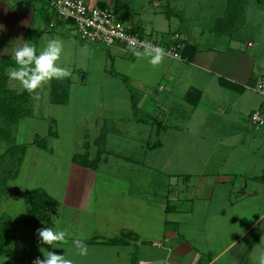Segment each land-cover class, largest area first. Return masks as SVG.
I'll use <instances>...</instances> for the list:
<instances>
[{
	"label": "crops",
	"instance_id": "obj_1",
	"mask_svg": "<svg viewBox=\"0 0 264 264\" xmlns=\"http://www.w3.org/2000/svg\"><path fill=\"white\" fill-rule=\"evenodd\" d=\"M87 1L110 6L128 27L142 25L163 47L179 37L189 48L184 49L183 59L166 55L153 67L124 46L108 48L77 35L73 39L70 35L77 29L72 22L74 28L65 21L54 28L46 25L41 15L46 0H0L4 25L0 73L3 58L13 56L34 28L41 32L39 52L49 39H61L58 64L82 74L78 81L60 80L67 88L66 103L53 101L55 79L47 95L35 103L31 96L27 117L41 120L47 136L53 119L59 130L50 148H34L38 154H62L69 161L65 167L53 166L66 175L62 191L56 185L59 177L52 173L42 179L37 175L39 184L25 190L26 208L33 190L43 189L55 198L58 205L52 219H59L60 227L72 233L56 248L41 243L44 247H40L37 241L38 246L61 255L67 250L74 264H259L264 256V125L255 128L251 115L256 110L264 114V97L254 89L264 75L262 13L251 14L244 0H222V9L212 21L207 15L191 19L186 7L173 11L171 0ZM161 14L166 19L160 22ZM176 16V28L169 30ZM252 27L255 40L243 35ZM10 67L14 66L4 69L8 88L24 92L9 79ZM98 68L101 73L94 77ZM223 79L240 89L223 85ZM76 90L90 97L78 102ZM118 91H123L125 101H117ZM151 98L157 104L144 109ZM93 101L96 106L89 108L87 103ZM139 115L161 121L160 133ZM232 125L244 127L243 132L229 129ZM69 126L73 130L66 139L63 127ZM102 134L105 153L98 166L77 163L78 153L89 150L92 159L97 156L96 141ZM36 135H41L40 130L34 132V140ZM158 140L160 146L154 147ZM123 147L130 149L129 155L116 149ZM26 220L27 210L21 220L23 236L14 227L19 238L16 260L26 259L18 252L27 234L37 236V229ZM81 234L89 237L86 257L76 254L73 243Z\"/></svg>",
	"mask_w": 264,
	"mask_h": 264
},
{
	"label": "trees",
	"instance_id": "obj_2",
	"mask_svg": "<svg viewBox=\"0 0 264 264\" xmlns=\"http://www.w3.org/2000/svg\"><path fill=\"white\" fill-rule=\"evenodd\" d=\"M106 6V5H102ZM168 13V11H167ZM41 15L44 23L48 26L51 25L54 15L53 10L49 5V1L46 0V4L43 5ZM54 28V27H51ZM132 33L145 35L146 32L143 26H131ZM40 31L30 28L27 31V42L36 47L39 54L38 44L40 38ZM189 48L186 43L185 50ZM184 50V52H185ZM183 52V54H184ZM7 65L15 66L13 56L4 57L2 60V69L0 73V147L2 142L6 144L5 150H0V202L3 194L5 193L6 186L10 177H16L20 173L22 163L29 149V144H18L15 141L14 132L22 118L31 115L30 101L31 96L27 91L18 93L8 88L7 76L4 69ZM222 84L233 88L240 89L237 85L221 80ZM65 84L60 80L55 81L53 85V101L56 103H66L68 99L67 88ZM135 109L137 105L133 102ZM138 113V110H137ZM139 114V113H138ZM140 119L145 122H150L156 126V131L159 134L162 123L156 117H150L145 115H139ZM59 130L56 121L53 119L49 129L48 137L53 139L58 137ZM39 148L48 149L49 144L46 138H42L41 135H36L33 142ZM99 146L97 156L92 159L89 154V150L85 153H78L74 156V160L87 167H96L102 160V155L105 153V136L102 134L96 141ZM160 141H156L154 147L158 146ZM87 149H89V143H86ZM8 158H10L8 160ZM27 223L35 229L42 227H54L52 219V211L57 207L58 201L53 198L47 191L43 189H36L31 191L27 196ZM15 228L10 216L0 214V256L13 253V244L17 241V236L14 234ZM115 240H111L114 242Z\"/></svg>",
	"mask_w": 264,
	"mask_h": 264
},
{
	"label": "rangeland",
	"instance_id": "obj_3",
	"mask_svg": "<svg viewBox=\"0 0 264 264\" xmlns=\"http://www.w3.org/2000/svg\"><path fill=\"white\" fill-rule=\"evenodd\" d=\"M165 1V0H163ZM157 2V1H156ZM200 2V3H199ZM244 7L246 9H248V11L251 14H254V12H260L262 13V18H264V0H244ZM214 4V5H211ZM151 6L150 3H146V8L148 9ZM171 6H172V10L173 11H179L181 10V8L186 7L188 8V15L189 17L191 16V19L194 15H207L206 17H209L208 20L212 21V18L215 17L216 15L219 14L220 10L222 9L221 7L223 6V2L222 0H171ZM163 15V14H161ZM166 16H160L159 21L161 22V20L163 21V19ZM178 17L176 16L175 18L172 19V25L167 26V28L173 29L175 30L176 25L173 23H177L178 21ZM192 21V20H191ZM69 24H71L69 22ZM71 26L74 28L73 24H71ZM256 28L252 27L251 30H244L243 31V35L244 37H247L249 39L255 40L254 39V33ZM72 32V34L70 35V37H72L73 39H77L76 35L78 36V33L75 31V34ZM79 37V36H78ZM71 80L73 81H78L79 79L82 78V74L81 72L78 70H76L75 72H73V69H71ZM101 70L98 68L97 72L94 75V77H97L98 75H100ZM100 78V77H99ZM94 81L90 80V84L93 86ZM51 84V81L46 84L45 86H43L42 88L39 89L40 93H39V97H42L43 94H48L47 88H49ZM97 85V84H95ZM110 94V93H109ZM87 97H90L89 94H86ZM86 95H81L78 90H76L74 96L75 99L78 100V102L83 103V99H85ZM118 95V100L117 101H125L124 99H122L124 97L123 95V91L119 92L116 94ZM157 97V96H156ZM77 100H75V104L77 102ZM37 101V99H34V103ZM89 100H87L86 102H88ZM157 100L151 98L148 100V103L146 104V108L144 107V109L148 110V106L151 108H153L157 102ZM97 101L94 103L90 102L89 104L87 103L89 108H94L96 106ZM74 107V105H73ZM82 108V107H81ZM80 108V109H81ZM79 109V110H80ZM75 111V110H74ZM41 112H47L44 109H42ZM40 115H42V113H39ZM73 121H75L72 118ZM66 122V121H65ZM46 125L41 121V120H35L33 118H28L26 117V119H24L22 122H20V124L17 126L16 131L14 132V136H15V141L16 143H24V144H29V149L27 151V154L24 158V161L22 163L21 166V170L20 173L18 174V176L16 177H10L8 180V184L6 186V190L4 194H7V197L1 200L0 202V214H6L5 216H10L12 218L13 221V226L16 227V229H18V236H23V232H22V228L24 225V222H22L21 220H24L25 218V214H26V210L27 208L25 207V190H27L28 188H33L36 184H39L37 182V180L35 179L38 175V177H40L42 179V177H46L48 176L50 173H52L53 175L57 177H59V181L56 183L57 187L62 191L61 186L64 183V180L66 178V175L64 172H60L58 171L57 168H54L53 166H58L61 165L60 167H65L67 164V162H69L67 160V158H63V155H54L51 156V154L45 153L43 151H40L41 154H38V150H36L34 148V144L32 143L34 140L33 134L35 131L40 130L41 133V137L42 138H46L48 140V144H49V148L52 146V140L51 138H49L46 135ZM123 128V127H122ZM127 128V127H126ZM126 128H124V130H126ZM229 129H234L237 131V133H239L240 131L243 132V128L242 126H235L232 125L230 127H228ZM73 130V127H63V136H65L66 139L69 138L70 136V131ZM77 129L74 128V131L76 132ZM246 133H251L254 134L253 130L249 129V128H245ZM126 132V131H125ZM132 144V143H131ZM237 144V143H236ZM127 145V144H126ZM129 145V143H128ZM127 145V146H128ZM36 146V145H35ZM160 146V144L158 145ZM157 146V147H158ZM2 152L5 150L6 148V144L4 142H2ZM0 147V150H1ZM125 147V145H124ZM121 148L117 150H119L120 152H122L121 154L124 155H129L130 152H126L130 149L126 148ZM63 148V146H62ZM10 158H8L9 160ZM119 163V162H116ZM232 162V166L234 168L237 167V165ZM114 165V164H111ZM52 168V169H51ZM56 169V170H53ZM63 169V168H62ZM65 170V169H63ZM52 175V176H53ZM127 178V177H126ZM182 182V180H177V182ZM3 194V195H4ZM15 234V232H14ZM16 235V234H15ZM28 236V237H27ZM26 238H24V240L22 239L23 237H21L22 244H21V248H19V252L20 254H24L26 259H22V260H16L15 258H13L14 253H15V244L17 241L13 244L12 248H13V253L12 254H6V255H2L0 256V264H32V261L36 258V257H40L41 259H43V253L40 251V247H44L42 246L40 243V247L38 246V237L36 235H33V238L27 234ZM34 239V240H33ZM46 250V248H44Z\"/></svg>",
	"mask_w": 264,
	"mask_h": 264
},
{
	"label": "clouds",
	"instance_id": "obj_4",
	"mask_svg": "<svg viewBox=\"0 0 264 264\" xmlns=\"http://www.w3.org/2000/svg\"><path fill=\"white\" fill-rule=\"evenodd\" d=\"M4 30V25L0 24V31ZM17 40H23L18 38ZM142 48V50H141ZM5 50V49H4ZM3 50V51H4ZM130 51L137 58H146L153 67L159 66L165 56L166 50L151 42H145L141 46H133ZM63 52V41L59 38H51L46 45L37 53L36 47L30 43L19 44L13 52L14 67L8 68L7 75L9 79L18 82L21 87L32 95L33 99H39L37 89L42 88L53 79L64 80L71 76V69L62 67L58 64ZM3 53V52H0ZM54 227H42L36 230L38 242L56 248V245L64 244L72 233L69 228H61V221L54 219ZM89 237L81 234L73 243L76 254L81 257L88 255L86 240ZM43 259L36 257L32 264H74L69 258V252L57 254L55 251H47L41 248ZM259 264H264V256L259 259Z\"/></svg>",
	"mask_w": 264,
	"mask_h": 264
},
{
	"label": "built area",
	"instance_id": "obj_5",
	"mask_svg": "<svg viewBox=\"0 0 264 264\" xmlns=\"http://www.w3.org/2000/svg\"><path fill=\"white\" fill-rule=\"evenodd\" d=\"M53 10L54 19L50 27H56L58 21L72 22L76 26L80 39L90 43H102L106 47L117 45L131 48L151 42L166 50V55L173 59H183L186 43L176 37L166 47L150 35L132 33L130 27L119 19L117 13L110 6L90 5L87 0H48ZM142 50V48H141ZM254 89L264 97V75L255 83ZM255 128L264 125V114L256 110L251 115ZM158 244V243H157Z\"/></svg>",
	"mask_w": 264,
	"mask_h": 264
}]
</instances>
